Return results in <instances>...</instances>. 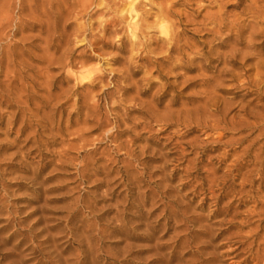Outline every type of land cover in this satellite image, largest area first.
Segmentation results:
<instances>
[{
    "label": "rangeland",
    "instance_id": "rangeland-1",
    "mask_svg": "<svg viewBox=\"0 0 264 264\" xmlns=\"http://www.w3.org/2000/svg\"><path fill=\"white\" fill-rule=\"evenodd\" d=\"M130 1L0 0V264H264V0Z\"/></svg>",
    "mask_w": 264,
    "mask_h": 264
},
{
    "label": "bare ground",
    "instance_id": "bare-ground-1",
    "mask_svg": "<svg viewBox=\"0 0 264 264\" xmlns=\"http://www.w3.org/2000/svg\"><path fill=\"white\" fill-rule=\"evenodd\" d=\"M135 1L136 0H131L130 2H128L127 3V9L129 10V12H128V15L132 18V12H135V4H137V3H135ZM150 1V0H149ZM152 1V0H151ZM154 1V0H153ZM230 1V0H229ZM251 1V3H252V5L251 6H248V11L249 12H251V13H253V14H258L260 11H261V8H262V6L261 5H259V4H256V3H258V1L259 0H250ZM263 1V0H262ZM89 2V1H88ZM25 3V2H24ZM125 3V2H124ZM86 4V3H85ZM227 4V3H226ZM138 5V4H137ZM222 6H223V4H222ZM263 10V9H262ZM168 11V10H167ZM220 11V10H219ZM6 13V12H5ZM32 13V12H31ZM217 13V12H216ZM163 14V13H162ZM168 16V15H167ZM213 16V15H212ZM3 17V16H2ZM8 17V16H7ZM163 17V16H162ZM165 17V16H164ZM10 17H8V19H9ZM7 21V20H6ZM5 21V22H6ZM163 26H161L160 27V29L163 31V32H167L166 31V28L168 27L167 25H164V24H162ZM230 25V24H229ZM6 26V25H5ZM134 26V25H133ZM167 26V27H166ZM259 27V26H258ZM4 28V27H3ZM254 30V29H253ZM167 34V33H166ZM249 39V38H248ZM171 47V46H170ZM1 58H3V56L1 57ZM2 60V59H1ZM0 60V62L2 63V61ZM0 67H1V65H0ZM93 69V68H92ZM92 69L90 70V71H92ZM95 71V69H93V71L92 72H87V73H85V74H81L82 72L80 71V74H81V76H82V81H80V79L81 78H79V76H78V78H79V81L82 83L83 82V80L85 79V80H88V79H90V77L91 76H93V72ZM79 73V72H78ZM95 73V72H94ZM95 76V75H94ZM93 76V77H94ZM92 77V78H93ZM86 78H88V79H86ZM172 101V100H171ZM260 118H258V120L254 123V125H255V127H256V129H259V130H261L262 129V127H264V115H262V116H259ZM263 117V118H262ZM224 119H223V117H222V113H221V115L219 116V117H215L214 119H213V123L210 125V127H212L213 129H215V127H216V129H217V127H220L221 129H222V127L223 126H220L221 125V123H224V121H223ZM254 122V121H253ZM248 124V123H247ZM249 125V124H248ZM247 125V126H248ZM251 126V125H250ZM219 134V133H218ZM263 148V147H262ZM258 151H260V147H259V150ZM258 153V152H257ZM256 153V154H257ZM260 153V152H259ZM258 153V154H259ZM255 154V156L254 157H259V156H261V155H256ZM255 159H257V158H255ZM263 159V158H262ZM244 182V181H243Z\"/></svg>",
    "mask_w": 264,
    "mask_h": 264
}]
</instances>
